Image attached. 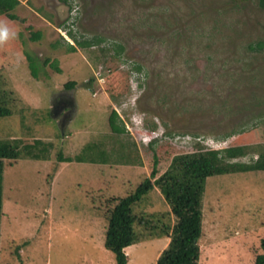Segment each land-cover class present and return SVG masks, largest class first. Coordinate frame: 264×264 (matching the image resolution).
I'll return each mask as SVG.
<instances>
[{
    "label": "rangeland",
    "instance_id": "rangeland-1",
    "mask_svg": "<svg viewBox=\"0 0 264 264\" xmlns=\"http://www.w3.org/2000/svg\"><path fill=\"white\" fill-rule=\"evenodd\" d=\"M18 2L15 19L0 14L18 30L0 45V95L10 110L0 141L20 150L3 168L0 264H115L103 245L104 213L154 167L160 176L176 155L239 146L249 149L237 161L256 158L264 145L257 0H70V9L59 0ZM65 27L80 40L101 39L92 55ZM67 81L73 89L62 87ZM67 96L76 107L60 127L52 103ZM111 111L120 135L110 130ZM133 211L159 223L135 225L140 242L124 250L127 264H156L169 242L160 228L173 225L169 206L154 188ZM202 213L198 264H253L264 239V172L207 178Z\"/></svg>",
    "mask_w": 264,
    "mask_h": 264
},
{
    "label": "trees",
    "instance_id": "trees-1",
    "mask_svg": "<svg viewBox=\"0 0 264 264\" xmlns=\"http://www.w3.org/2000/svg\"><path fill=\"white\" fill-rule=\"evenodd\" d=\"M71 8L70 0H59ZM258 7L264 10V0H257ZM19 4L18 0H0V14H6L10 19L16 17L10 12ZM8 12V13H7ZM75 11H68L74 14ZM67 36L70 37L76 47L84 52H90V48L101 41L98 37L90 39H78V36L69 28L65 27ZM39 32H32L30 39L39 41ZM54 48L57 42L51 44ZM67 52L76 51L72 45H67ZM258 47L261 44L257 45ZM99 50V49H98ZM105 49L100 51L103 53ZM122 47L117 45L114 49V56L117 58ZM91 51L90 54L92 55ZM93 57V56H92ZM29 69L37 76L34 61L28 56ZM96 60V58H94ZM58 73L59 69L54 63L51 64ZM139 71V67H133ZM74 81H67L63 84L64 89H73ZM5 99L0 95V117L10 114L7 110ZM76 107V106H75ZM109 126L113 134L120 135L124 132L121 124L117 123V115L114 111L109 114ZM40 144V141H36ZM42 146V145H40ZM249 147L239 146L222 150H198L192 153L176 155L172 158L167 170L158 176L154 167L150 177L145 178L135 190L125 197L112 200L110 207L104 213L106 231L104 236V247L114 257L115 264H127V257L124 249L140 242L136 235L135 225L139 222L147 230H157L159 219L154 215L138 217L133 206L145 195L157 188L169 206L170 214L173 217V225L160 228L162 236L168 237L169 242L156 260V264H198L200 258L199 241L202 236V198L206 179L216 175H226L250 171L264 172V145L254 148L256 158L249 163H240L237 159L247 155ZM17 141H0V220L2 209V174L5 161H16L19 157ZM22 151V150H21ZM34 158V156H33ZM156 164V163H155ZM146 217L149 221L146 220ZM262 252L255 257L253 264H264V239L261 240Z\"/></svg>",
    "mask_w": 264,
    "mask_h": 264
},
{
    "label": "flooded vegetation",
    "instance_id": "flooded-vegetation-1",
    "mask_svg": "<svg viewBox=\"0 0 264 264\" xmlns=\"http://www.w3.org/2000/svg\"><path fill=\"white\" fill-rule=\"evenodd\" d=\"M67 98L64 99L63 97H59L56 103L55 102L52 103L54 108L59 107V113L57 114L58 111H55V115L57 114L58 117H61L60 124L67 123L72 118L74 111H75V102H74L73 97L67 96Z\"/></svg>",
    "mask_w": 264,
    "mask_h": 264
},
{
    "label": "clouds",
    "instance_id": "clouds-1",
    "mask_svg": "<svg viewBox=\"0 0 264 264\" xmlns=\"http://www.w3.org/2000/svg\"><path fill=\"white\" fill-rule=\"evenodd\" d=\"M11 25L12 22L0 21V45L18 38V30Z\"/></svg>",
    "mask_w": 264,
    "mask_h": 264
},
{
    "label": "crops",
    "instance_id": "crops-1",
    "mask_svg": "<svg viewBox=\"0 0 264 264\" xmlns=\"http://www.w3.org/2000/svg\"><path fill=\"white\" fill-rule=\"evenodd\" d=\"M63 162H64V161H61V162H60V165H61V166L58 165V166L60 167V170H61V167H62ZM71 163H72V162H71ZM76 163L78 164V162H76ZM80 164H81L82 166H84V164H85V166H86V165H90V166H92L93 168H96V167L98 166L96 163H90V162H88V164H87V162H81ZM55 181H56V180H55ZM55 181H54V182H55ZM128 248H130V247H128ZM126 249H127V248H126ZM124 250H125V249H124Z\"/></svg>",
    "mask_w": 264,
    "mask_h": 264
},
{
    "label": "water",
    "instance_id": "water-1",
    "mask_svg": "<svg viewBox=\"0 0 264 264\" xmlns=\"http://www.w3.org/2000/svg\"><path fill=\"white\" fill-rule=\"evenodd\" d=\"M59 126L61 127V124H59ZM61 129V128H60ZM61 134H63V130L61 129Z\"/></svg>",
    "mask_w": 264,
    "mask_h": 264
}]
</instances>
